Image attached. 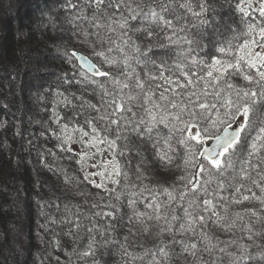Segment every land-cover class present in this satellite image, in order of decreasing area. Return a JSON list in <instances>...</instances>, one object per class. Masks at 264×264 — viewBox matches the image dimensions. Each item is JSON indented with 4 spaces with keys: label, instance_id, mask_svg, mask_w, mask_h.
Segmentation results:
<instances>
[{
    "label": "snow or ice",
    "instance_id": "obj_1",
    "mask_svg": "<svg viewBox=\"0 0 264 264\" xmlns=\"http://www.w3.org/2000/svg\"><path fill=\"white\" fill-rule=\"evenodd\" d=\"M67 8V22L93 47L102 66L108 65L106 71H101L89 63L92 76L109 79L97 82L87 76L75 81L63 78L61 85L74 83L83 91L91 89L98 102L57 91L58 99L53 103L70 110L71 115L66 112L61 116L53 108L59 131L50 130L63 151H72L65 146L74 139L84 143L91 137L90 148L96 146L97 140L106 143L114 159L111 172L102 163L104 171L89 173L82 180L65 173L66 183L78 188L77 195L83 197L87 211L66 203V215L57 221L44 210L54 202L45 201L41 214L51 224L69 225L66 235L116 231L127 215H121L120 195L105 203L103 196L97 193L98 199H94L92 192L81 186L87 182L105 193H115V189L89 179V175H100L113 184H120L121 180L114 177H121L129 182L125 187L136 188L128 170L134 166L136 180L141 182L139 193L147 191L151 200L143 204L145 211H139L137 199L133 198L138 193L132 192L127 200V207L132 209L128 223L139 225L145 234L159 224L156 236L171 237L170 241L159 239L154 249H145L144 255L136 259L148 256V264H217V252L233 257L230 264L248 259L247 246L238 243L243 236L237 233L247 235L249 240L264 233V120L257 127L250 118L264 108V43L251 40L262 49L259 52L252 51L249 42L237 46L229 40L221 44L216 37L221 27L228 26L216 23L215 0H67ZM260 14L264 16V0ZM254 30L250 25L249 33ZM259 35L264 41V27L259 29ZM233 78L245 83L239 85ZM230 121L237 122L235 131L225 130L223 135L215 136L221 151H210L206 157L215 172L199 165L200 172L207 175L196 184L189 180L183 186L186 191L178 192L173 185L157 192L143 184L149 165L155 168L158 163L174 162V142L185 147L191 140L202 143V132L207 133L209 124L231 126ZM3 126L0 122V128ZM248 129L256 131V136L251 144L245 141L246 156L236 161L240 164L236 170L232 157ZM228 168L233 172L225 177ZM161 196L166 199L161 200ZM111 199L117 203H111ZM245 201H255L260 207L237 210L236 206ZM55 208L60 211V204ZM106 217V223H97V218L104 221ZM213 227L230 238L220 240ZM233 245L240 251L238 256L227 251ZM55 246H60L58 240ZM89 254L94 255L91 245L84 253ZM260 255L264 258V253Z\"/></svg>",
    "mask_w": 264,
    "mask_h": 264
},
{
    "label": "trees",
    "instance_id": "obj_2",
    "mask_svg": "<svg viewBox=\"0 0 264 264\" xmlns=\"http://www.w3.org/2000/svg\"><path fill=\"white\" fill-rule=\"evenodd\" d=\"M261 4L262 0H215L216 23L228 26L221 27V34L216 39L221 44L231 40L237 46L245 42L251 44L253 39L258 44L264 43L259 35V29L264 27V16L260 14ZM15 5H18L16 9ZM241 8L244 9L243 12ZM69 15L67 0H0V122L4 125L0 128V264H148V256H144L143 260L135 257L143 256L145 249H154L159 239L170 241L171 237L164 234L163 237L156 236L153 241L145 240L140 226L128 223L127 217L132 215V209L127 207L130 194L137 192L138 197H133L137 201L139 198L145 203L151 200L147 191L139 193L141 182H136L135 168L130 167L128 170L130 180L137 185L136 188L125 187L129 182L121 177H114L121 180V183L113 184L110 179L100 175H89V179L103 183L109 189H115V193H105L87 182L81 186L91 191L94 199H98L97 193L103 196L105 203L109 202L110 197L120 195L121 215H127L123 225L114 232H94L90 235L81 231L78 237L66 235L69 225L51 224L41 214V205L45 201L54 202L52 207L44 210L57 221L66 215L63 212V205L66 203L79 205L87 211L88 206L84 204L83 197L77 195L78 188L66 183L65 173L67 177L82 180L85 175L95 173L94 163L101 172L104 171L100 166L102 163L111 172L114 159L113 152L108 150L106 143L97 140L96 146L90 148L91 137L85 138L84 143L74 139L65 146L72 151H63L51 131H59L54 123L55 116L51 111L53 108H56L61 116L66 112L71 115L70 110L57 107L53 103L58 99L57 91L65 92V95H84L90 102H98V97L91 94V89L83 91L74 83L71 86L61 85L63 78L75 81L87 76L97 82L109 79L87 75L77 66L72 55L74 51L87 54L101 71L108 69V65L102 66L101 58L93 54L91 46L89 53L90 44L84 41V38L63 39L62 32L56 30L57 26L63 25L72 30V35L75 28L67 22ZM250 25L255 29L251 33ZM251 50L262 51L256 44H251ZM233 79L239 85L245 83L242 79ZM250 118L259 127L260 122L264 120V108L252 114ZM230 123L231 126L229 123L216 126L209 124L207 133L202 132V143L191 140L185 147L174 142L175 154L180 157L185 169L184 179L178 178L173 184L178 192L186 191L183 186L189 180L196 184L198 180L202 181L206 177L207 173H201L199 165L212 172L216 171L209 160L200 157V151L222 129L238 126L236 121ZM17 131L21 134L17 135ZM187 135L186 132L185 136ZM255 136L256 131L252 129L242 134L236 155L232 157L236 170L240 168L236 161L246 156L245 141L251 144ZM48 150H51V155ZM220 159L223 162L224 158ZM121 164L126 166L123 160ZM81 168L84 170L81 171ZM232 172L233 169L228 168L224 173L225 177ZM180 181L181 183H178ZM143 184L148 188L154 187L157 192L162 189L149 185L145 179ZM191 186L189 185V188ZM254 190L259 195V191ZM160 199L166 197L161 196ZM111 203L115 204L117 201L111 199ZM55 204H60V211L56 210ZM254 206L260 207L255 201H245L236 208L239 210L241 207ZM137 208H140L138 204ZM107 219L106 217L104 221H100L97 218V223H106ZM45 224L48 225L47 228L42 227ZM160 226H155L156 232ZM212 231L220 240L230 238V235L219 232L214 227ZM237 236H243L238 243L247 246L248 259L238 260L236 264H264V258L260 255L264 253V233L253 236L252 240L243 233L238 232ZM56 240L59 241V247L55 246ZM90 245L94 255L85 256L84 253L89 251ZM227 251L237 256L240 254L236 245L229 247ZM207 258L205 256V259ZM215 258L217 264H230L233 259L219 252Z\"/></svg>",
    "mask_w": 264,
    "mask_h": 264
},
{
    "label": "rangeland",
    "instance_id": "obj_3",
    "mask_svg": "<svg viewBox=\"0 0 264 264\" xmlns=\"http://www.w3.org/2000/svg\"><path fill=\"white\" fill-rule=\"evenodd\" d=\"M18 5H15V9L17 8ZM13 9V8H12ZM11 9V11H12ZM16 11V10H15ZM14 13V10H13ZM56 30L62 32V37L64 38H84L83 36H81L76 29L73 30L72 35H70L71 33V29H67L65 27L62 26H57ZM75 33V34H74ZM80 37H79V36ZM89 39L92 40V37H89ZM84 40V39H83ZM85 41V40H84ZM89 47V53L91 52V48L90 45ZM92 47V46H91ZM93 48V47H92ZM94 50V49H92ZM96 51L99 50V48L95 49ZM88 53V52H87ZM84 54V53H83ZM86 56H88L87 54H85ZM89 57V56H88ZM145 155H147V153H145ZM173 157H174V162L172 164L169 165H165L164 163H158L155 168H152L151 165H149V169L148 171H144V169H141V171H144V175L146 177V181L149 185H153V186H158L161 188H169L171 187L177 180H179L178 178L183 177V172H185V169L183 167V162L180 160V157L178 155L172 153ZM93 165V169L95 170V173H100V169L97 166L96 163H94ZM131 168H135L134 166ZM135 170V169H134ZM136 174L138 175V173L136 172ZM136 182H139V180H136ZM178 183H181L178 182ZM176 183V184H178ZM138 206H140L139 211H145V208L143 207V204H145V201L141 198L138 199L137 201ZM141 234L143 235V238L145 240H154L156 237V227H153L151 229L150 234H145L141 231Z\"/></svg>",
    "mask_w": 264,
    "mask_h": 264
},
{
    "label": "water",
    "instance_id": "obj_4",
    "mask_svg": "<svg viewBox=\"0 0 264 264\" xmlns=\"http://www.w3.org/2000/svg\"><path fill=\"white\" fill-rule=\"evenodd\" d=\"M75 53V55H74ZM77 66L87 75H92V71L89 68V63H93L95 64V62L88 56H86L85 54L78 52V51H74L72 53ZM81 57H86L87 60L82 59ZM96 65V64H95ZM97 67V66H96ZM236 127H226L224 129H222L217 135H223L225 130H227V132L232 133L235 131ZM216 135V136H217ZM217 140L215 139V136L208 141L202 148L200 151V157L201 158H205L208 156V152H214V153H219L221 151L220 148L217 147ZM208 160V159H206Z\"/></svg>",
    "mask_w": 264,
    "mask_h": 264
}]
</instances>
